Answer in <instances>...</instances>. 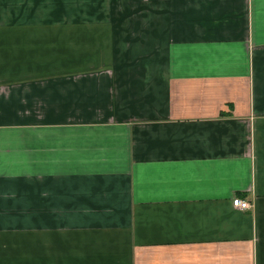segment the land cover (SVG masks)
<instances>
[{
	"label": "crops",
	"instance_id": "crops-1",
	"mask_svg": "<svg viewBox=\"0 0 264 264\" xmlns=\"http://www.w3.org/2000/svg\"><path fill=\"white\" fill-rule=\"evenodd\" d=\"M0 264H264V0H0Z\"/></svg>",
	"mask_w": 264,
	"mask_h": 264
},
{
	"label": "built area",
	"instance_id": "built-area-1",
	"mask_svg": "<svg viewBox=\"0 0 264 264\" xmlns=\"http://www.w3.org/2000/svg\"><path fill=\"white\" fill-rule=\"evenodd\" d=\"M233 205L242 210L250 207L249 201L240 197L233 198Z\"/></svg>",
	"mask_w": 264,
	"mask_h": 264
}]
</instances>
